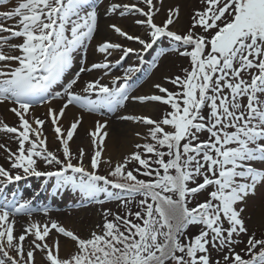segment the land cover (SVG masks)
I'll use <instances>...</instances> for the list:
<instances>
[{"label":"snow or ice","instance_id":"1","mask_svg":"<svg viewBox=\"0 0 264 264\" xmlns=\"http://www.w3.org/2000/svg\"><path fill=\"white\" fill-rule=\"evenodd\" d=\"M164 4L0 0V106L18 121L0 118L8 165L0 164V264H264V231L253 219L259 212L264 226V0H197L187 28L181 7ZM102 15L128 27L109 23L97 40ZM163 39L169 47L158 57L188 66L138 94L129 83L138 66L115 72L132 54L143 64ZM90 47L98 61H89ZM70 107L81 114L65 129ZM84 113L121 122L111 133L109 119L94 120L90 155L70 147ZM110 134L130 144L115 159L106 155ZM31 177L54 181L53 195L76 194L85 211L99 205L98 219L86 232L32 219L52 210L33 206L39 192L23 198L16 186Z\"/></svg>","mask_w":264,"mask_h":264},{"label":"rangeland","instance_id":"2","mask_svg":"<svg viewBox=\"0 0 264 264\" xmlns=\"http://www.w3.org/2000/svg\"><path fill=\"white\" fill-rule=\"evenodd\" d=\"M104 0H101V4H103ZM179 5L182 9L181 12V18H180V24L183 25L185 28H187L189 24V16L191 9L197 5V0H165L164 8H167L169 5ZM101 12H103V8L101 7ZM163 18V13H161V19ZM159 23L160 20H157ZM109 23H117L122 25L123 27H128V22L126 20H122L120 18L112 19L108 15H102L101 19L99 21V35L97 37V40H99L101 37L107 36L109 34V29L107 28V25ZM131 31H134L137 35H142V29H140L139 26H136L135 29H132ZM112 39H116L115 36L111 37ZM97 41L94 40L93 44H95ZM128 46L131 47H139V45L135 44L134 42H127ZM169 47V42L166 39H163L162 41L158 42L157 45L154 46L152 50L146 51L144 53V63L140 64L136 55L132 54L129 58H126L125 61L121 64L118 70H116V75H123V71L125 68L129 66H138L141 70L136 73L132 80L129 81V83L133 86L136 93H144L152 91L151 85L154 82H160L161 78L165 75H175V74H182V68L188 66V61L184 58H179L174 54H167L163 57H158V53L162 48ZM89 54V61L97 60L98 56H95L92 54L91 47L88 50ZM79 56L83 55V51L78 54ZM113 60L116 59V57H112ZM154 60H158L159 68L154 69L152 68V64ZM78 70V63L74 61L73 69L72 71ZM69 74H66V76ZM98 75V74H97ZM91 76L89 74H84L82 76V82L85 80L90 79ZM168 87L171 90H174L171 85H168ZM62 91L61 89H58ZM54 105H58L59 102L54 101ZM46 111V106H37L33 109V112L35 116L40 118H45L44 113ZM136 111L139 112H146L148 110L145 109H136ZM81 114L80 110L74 107H70V110L66 111V117L62 120V124L64 125V128L67 129L69 127V124L71 121H73L77 116ZM156 118L159 117L160 113L155 112L152 113ZM84 121L80 128H78L77 133L74 135L73 141L70 142V147L72 151L75 153L78 149L82 148L84 151L90 155L93 151V146L90 141V137L86 134L88 131L93 130L94 127V120L95 119H109L110 123V130L111 133H115L117 130V126L121 123L116 118V115L114 114H106L105 117H97L95 114H87L84 113ZM87 117H91L93 119V123L90 124V121L87 120ZM0 118H4L7 123L10 125H15L18 121L15 117V120L12 121L11 119H8L7 114L5 113V110L3 109V106H0ZM128 133H131V129H127ZM45 135L48 137L49 141V149L50 150H56L60 147L59 142H53L54 141V132L53 128L50 125V123L45 124L44 129ZM129 135V139H130ZM109 140H112V143L116 144L117 146L121 147H130V144L127 143L122 138L113 139L112 135L110 134ZM0 142H5V139L3 137H0ZM11 147L13 149L16 148V144L12 143ZM124 151H121L123 153ZM106 155H110L114 159L117 158V156L112 155L109 153V150H107ZM85 163H88V159L86 157ZM0 164H3L5 167H8L7 163L4 160V155L2 153V150H0ZM103 172L104 169H101ZM46 178H35L31 177L28 178L26 181L20 182L19 185L16 187L19 189V191L22 193L24 199H32L34 192H39L40 195L33 199V206L37 209L42 208H50L52 211L49 214V216H44L42 212H37L34 214L32 219L36 220H42L43 222H48L50 219H56L60 222H62L65 226L68 227H75L77 230L81 232H86L88 227L95 223V221L98 219L97 217V211L99 209V205H93L90 206L88 211H85L81 206V202L79 197L72 193L69 194L68 192H63L60 194L53 195L55 192L54 187V181H47L45 183ZM106 208H116L115 203H109L104 205ZM135 210V209H133ZM259 212L256 213L254 216V221H256V230L264 231V226H261L259 224ZM28 219L27 217H21L17 221V229H21L22 226L25 224V220ZM64 241H62V244Z\"/></svg>","mask_w":264,"mask_h":264},{"label":"bare ground","instance_id":"3","mask_svg":"<svg viewBox=\"0 0 264 264\" xmlns=\"http://www.w3.org/2000/svg\"><path fill=\"white\" fill-rule=\"evenodd\" d=\"M95 56H98L99 58V54H96ZM3 109L5 110V113L7 114V117L8 119H11L12 121L15 120V116L14 114L10 113L9 111H7V108L3 106ZM87 120L90 121V124L93 123V119L91 117H87ZM107 145H108V150H109V153H111L112 155H115L117 156V158L120 156L121 154V151H124L126 150V147H119L117 146L116 144H114V142L112 143V140H108L106 141Z\"/></svg>","mask_w":264,"mask_h":264}]
</instances>
